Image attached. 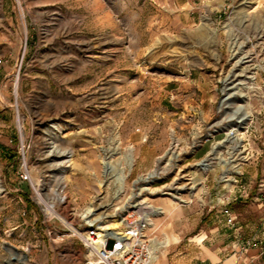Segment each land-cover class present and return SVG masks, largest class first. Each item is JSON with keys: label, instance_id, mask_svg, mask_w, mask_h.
Segmentation results:
<instances>
[{"label": "rangeland", "instance_id": "374dc122", "mask_svg": "<svg viewBox=\"0 0 264 264\" xmlns=\"http://www.w3.org/2000/svg\"><path fill=\"white\" fill-rule=\"evenodd\" d=\"M0 59V264H66L70 240L87 256L73 225L90 207L119 226L155 167L152 264H210L218 247L264 264V0H0ZM235 235L256 243L225 247Z\"/></svg>", "mask_w": 264, "mask_h": 264}, {"label": "built area", "instance_id": "2783aa9c", "mask_svg": "<svg viewBox=\"0 0 264 264\" xmlns=\"http://www.w3.org/2000/svg\"><path fill=\"white\" fill-rule=\"evenodd\" d=\"M247 120L241 124L233 122L231 126L236 127V131L238 128L248 129ZM24 166L25 169L22 170L20 176L24 180L30 181L26 163ZM160 175L161 170L156 167L143 174L140 179L144 181L142 183L145 185L139 186L141 181L137 180L132 195H128L121 205L115 207L114 215L116 219H119L118 227L98 233L97 229H99L101 220L90 222L86 216L81 215L80 222L72 227V235L79 237L87 250L83 264H152L154 262L160 244H157L154 238L149 235L148 230L153 224V219L163 214L164 210L162 207L154 205L149 197L141 195L146 191L155 192L151 191L152 187L149 183L159 178ZM262 185L264 184H260V186ZM33 187L35 188L34 185ZM144 187L150 188L145 190ZM36 190L38 191L37 188ZM172 190L173 192L165 190L163 193L184 201L181 197V193H183L181 189ZM218 201L223 204L221 213L227 226L237 227V214L229 207L232 201L231 195L222 197ZM83 226L86 228L84 233L87 234L86 236H83L81 231ZM243 243L247 247H252L256 243V238L246 239Z\"/></svg>", "mask_w": 264, "mask_h": 264}, {"label": "crops", "instance_id": "0c3cea01", "mask_svg": "<svg viewBox=\"0 0 264 264\" xmlns=\"http://www.w3.org/2000/svg\"><path fill=\"white\" fill-rule=\"evenodd\" d=\"M241 201L244 202L243 200H241ZM160 203H162L168 207L170 206V204L166 200V198L160 200ZM174 221L177 222V220H174ZM243 227H244L243 225H239L236 227L237 229H235V230L238 231V230L242 229ZM245 227H249V225L246 224ZM234 238L233 237L229 238V240H227V245H225V247H236L237 245L240 246L243 244V241H245V240H241V238L237 235H235ZM245 239H247V238H245ZM68 243H69L68 246L71 249L72 253L70 254L71 257H68L66 264H82L86 258L85 252L76 244V241L70 240ZM43 246L45 248H48V247L51 248L52 244L50 243L48 245L45 243V244H43ZM219 246H221V245H219ZM251 251H253V250H251ZM251 251H247L246 253H242V255L240 253H235L234 256H232L230 258H226L225 256H223V252L220 249V247H218V249H216L215 252L212 253L211 256H208L209 263L210 264H247L248 261L250 262L253 259L255 260V258H252V257H254L256 255H254L253 252H251ZM258 256L259 255H257V257ZM249 258H250V260H249ZM51 264H57V260H52ZM163 264H167V261H164Z\"/></svg>", "mask_w": 264, "mask_h": 264}, {"label": "bare ground", "instance_id": "6f19581e", "mask_svg": "<svg viewBox=\"0 0 264 264\" xmlns=\"http://www.w3.org/2000/svg\"><path fill=\"white\" fill-rule=\"evenodd\" d=\"M246 2H249V1H246ZM231 114V113H230ZM229 114V115H230ZM249 115V116H246V118L244 117V119H243V121H238V119L239 118H237L235 121H233V122H236V123H238V122H240L239 124H241V123H244L245 122V120L246 119H248V117H250V114L247 112L246 113V115ZM241 119V118H240ZM20 124H21V122H20ZM232 124V123H231ZM229 126V125H228ZM236 130H237V128L235 127H231L230 129H229V131H228V133L229 132H231V134L233 135L234 133H236ZM132 156H130V158H129V162H128V165H129V167L130 166H132ZM104 163H105V174L107 175V176H109V177H114V180L116 181V182H118L120 185H119V190H118V192L120 193L121 192V188H122V186H123V183H124V178H125V176H124V174H123V171L122 170H118V171H116V169H115V167L111 164V162L110 161H104ZM203 166H204V168H207L208 166H209V164L208 163H203ZM62 187H64V185L62 186ZM144 188H146V189H148V188H150V187H144ZM38 189V188H37ZM145 189V190H146ZM155 191V190H154ZM38 196H39V199H41L42 201H44L45 203H46V208H47V210L51 213V214H54V203L53 202H51V201H49V200H47L45 197H44V195L42 194V192L38 189ZM63 197H66L65 195L63 196ZM95 210H97L96 208H88L87 209V211L83 214L84 216H86V217H91L90 218V220H89V218H88V220L90 221V222H94V221H97L98 220V216H96V213L97 212H95ZM164 211H165V208L163 209ZM101 223L99 224V229H97V232L98 233H102L104 230H106V229H113V228H116V227H118V224H116V226H114V225H112V224H109V225H105V224H103L104 223V221L102 222V221H100ZM87 234H83V236H86ZM167 242V241H166ZM167 244H168V242H167ZM166 246V243H165V241H164V243L163 242H161V244H160V247L161 248H163V247H165ZM158 258H159V255H158V253H157V255H156V257H155V260H154V262L156 261V260H158Z\"/></svg>", "mask_w": 264, "mask_h": 264}]
</instances>
